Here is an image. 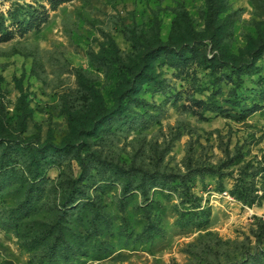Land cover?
Listing matches in <instances>:
<instances>
[{"label":"rangeland","instance_id":"rangeland-1","mask_svg":"<svg viewBox=\"0 0 264 264\" xmlns=\"http://www.w3.org/2000/svg\"><path fill=\"white\" fill-rule=\"evenodd\" d=\"M212 1L0 0V143L48 150L111 251L66 264H264V0Z\"/></svg>","mask_w":264,"mask_h":264},{"label":"trees","instance_id":"trees-1","mask_svg":"<svg viewBox=\"0 0 264 264\" xmlns=\"http://www.w3.org/2000/svg\"><path fill=\"white\" fill-rule=\"evenodd\" d=\"M208 7L217 13L212 0ZM5 143H0V229L14 234L21 247L34 253L30 264H66L77 256L99 260L111 253L105 252L106 245L91 242L92 199L84 192L74 197L76 181L57 197L63 184L45 178L46 168L55 163L48 150ZM95 226L101 229L103 224L97 219Z\"/></svg>","mask_w":264,"mask_h":264},{"label":"built area","instance_id":"built-area-1","mask_svg":"<svg viewBox=\"0 0 264 264\" xmlns=\"http://www.w3.org/2000/svg\"><path fill=\"white\" fill-rule=\"evenodd\" d=\"M263 221H264V218H263Z\"/></svg>","mask_w":264,"mask_h":264}]
</instances>
